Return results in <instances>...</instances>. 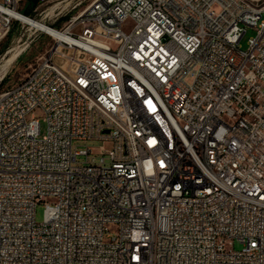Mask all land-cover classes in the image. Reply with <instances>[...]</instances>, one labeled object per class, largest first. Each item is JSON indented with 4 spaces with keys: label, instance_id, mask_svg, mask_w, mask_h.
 <instances>
[{
    "label": "built area",
    "instance_id": "2783aa9c",
    "mask_svg": "<svg viewBox=\"0 0 264 264\" xmlns=\"http://www.w3.org/2000/svg\"><path fill=\"white\" fill-rule=\"evenodd\" d=\"M24 1L0 0V32ZM263 17L264 1L93 0L51 28L0 94V264H264Z\"/></svg>",
    "mask_w": 264,
    "mask_h": 264
},
{
    "label": "rangeland",
    "instance_id": "374dc122",
    "mask_svg": "<svg viewBox=\"0 0 264 264\" xmlns=\"http://www.w3.org/2000/svg\"><path fill=\"white\" fill-rule=\"evenodd\" d=\"M92 1L39 0L35 4L25 0L19 4L18 12L23 16L40 21L47 27L60 29L71 16L84 10ZM251 1L254 4H260L264 0ZM24 10L27 12L26 15L23 14ZM212 10L215 13L219 12L217 7H213ZM254 35L255 31L247 30L240 41V47L245 49L247 40ZM53 45L54 41L50 35L32 29L16 20L11 22L6 33L0 32V94L19 83L28 73L30 67L35 64L37 58L41 55H48ZM15 53H18L16 58L8 66H5L7 60ZM185 82L192 84L193 78L188 76ZM34 114L39 122V137L42 138L46 135V122L40 110H36ZM97 146L98 143L95 141H77L73 143V150L79 151L84 150L86 147L94 148ZM90 159L87 160L84 156H79L76 161L80 165L90 161ZM43 218L44 204H37L35 207V221L41 223ZM109 231L114 234L115 229L110 227ZM232 248L238 251L242 246L234 243Z\"/></svg>",
    "mask_w": 264,
    "mask_h": 264
},
{
    "label": "bare ground",
    "instance_id": "6f19581e",
    "mask_svg": "<svg viewBox=\"0 0 264 264\" xmlns=\"http://www.w3.org/2000/svg\"><path fill=\"white\" fill-rule=\"evenodd\" d=\"M11 17L14 18L16 21L21 22L22 24H25L29 26L32 29H35L37 31H42L48 35H54V36H60L59 34L55 33L50 27H47L40 21L28 18L26 16H23L19 13H10ZM18 55V53L13 54L6 62L5 66H8Z\"/></svg>",
    "mask_w": 264,
    "mask_h": 264
},
{
    "label": "trees",
    "instance_id": "16d2710c",
    "mask_svg": "<svg viewBox=\"0 0 264 264\" xmlns=\"http://www.w3.org/2000/svg\"><path fill=\"white\" fill-rule=\"evenodd\" d=\"M28 1H29V3H35V4H37L39 0H28ZM23 14L26 15L27 12L24 10L23 11Z\"/></svg>",
    "mask_w": 264,
    "mask_h": 264
}]
</instances>
